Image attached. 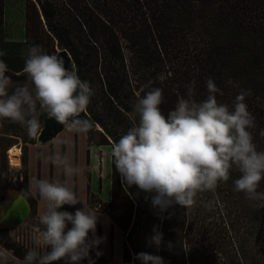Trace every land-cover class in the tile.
<instances>
[{"label":"trees","instance_id":"obj_1","mask_svg":"<svg viewBox=\"0 0 264 264\" xmlns=\"http://www.w3.org/2000/svg\"><path fill=\"white\" fill-rule=\"evenodd\" d=\"M2 14L0 0V28ZM25 22L28 47L57 55L89 82L94 95L81 114L94 122L89 143L113 148L138 123L129 114L152 88L162 89L160 107L167 116L193 81L194 99H206L211 78L223 92L217 93L218 102L230 107L241 90L249 93L245 103L256 125L249 131L257 150L264 151V0H25ZM26 58V53L0 57L7 75L21 81L27 79ZM18 124H0V133L14 136ZM40 124L37 140L42 143L66 129L44 114ZM9 149L3 142L0 200L9 189ZM22 150V180L15 183L29 198ZM239 177L234 167L227 182L214 192L198 193L191 208L175 205L161 213L150 194L124 185L111 154L110 201L96 206L121 232L126 264H141L135 257L142 252L162 257L164 264H264V208L234 190ZM257 191L264 192V179ZM154 228L163 235L159 248L148 243ZM12 231L0 229V247L22 261L28 250Z\"/></svg>","mask_w":264,"mask_h":264},{"label":"clouds","instance_id":"obj_2","mask_svg":"<svg viewBox=\"0 0 264 264\" xmlns=\"http://www.w3.org/2000/svg\"><path fill=\"white\" fill-rule=\"evenodd\" d=\"M5 55L0 50V57ZM26 55L23 72L27 79L23 83L14 84L7 75V64L0 59V121L19 123L31 132L41 126L44 114L71 131L91 130L94 122L81 117L94 95L89 82L82 81L74 69H67L62 58L44 53L39 46H29ZM194 85L195 81L186 98L180 97L167 116L161 111L160 88L147 91L134 104L129 115L138 117V123L114 143L111 153L122 182L150 194L152 206L163 213L175 205L191 208L198 193L214 192L230 179L235 167L240 177L234 181V190L261 202L258 207L264 208V192L257 191L264 179V151L257 150L249 131L256 127L245 103L249 93L241 90L230 107L218 102L217 93L223 92L213 79L207 80L208 95L202 101L194 99ZM12 88L15 91L10 95ZM260 135L264 136V130ZM52 163L65 176L79 172L67 157L57 156ZM35 188L45 206L39 217L43 228H34L33 248L21 264H80L88 259L90 251L103 242L95 236L98 216L84 209L74 214L59 211L64 205L80 204L65 183L36 180ZM153 232L149 246L159 248L163 235L155 228ZM135 258L141 264H164L162 257L148 253Z\"/></svg>","mask_w":264,"mask_h":264},{"label":"crops","instance_id":"obj_3","mask_svg":"<svg viewBox=\"0 0 264 264\" xmlns=\"http://www.w3.org/2000/svg\"><path fill=\"white\" fill-rule=\"evenodd\" d=\"M80 134L79 140H77L78 132L71 131L67 128V130L65 129L49 142L42 143L36 139L31 144H15L16 142L13 144L8 143L10 142L9 140H13V137L0 133V165L1 154L3 153V142L5 143V146L8 143V149L11 146L18 147L20 155L17 158L19 159L20 165L18 167H11V165H9L7 155L6 162L9 165V171L11 172V176H13V181H21L22 149H24L26 155L27 191L29 194L28 199H30V201L34 204L38 220L40 215L45 211V206L35 188L36 180H48L49 182L65 183L76 193L78 199L80 197H84L85 195L86 206H84L83 209L85 211H93L98 216V223L101 226L103 237V244H100H102L103 247L104 241L106 242L107 237L111 232L120 231L116 226L112 225L111 221L105 214L98 212L97 206L91 207L89 205L88 193L96 195L100 191L99 195L101 197V201L104 203H108L110 201L112 148L110 146H97L93 143H89L88 132ZM70 153L73 156V158H71L73 161V167L79 169V172L73 176L74 187L72 186V183L68 181V176L64 175L63 169L52 163L53 158L57 156L61 158H68ZM5 154H7V152H5ZM76 210H78L76 205H64L61 209H59V211H67L72 214H74ZM69 226H71V224H69L68 227ZM89 238H92L91 233L89 234ZM98 247L100 249V245ZM95 248H93L91 252L95 250Z\"/></svg>","mask_w":264,"mask_h":264},{"label":"rangeland","instance_id":"obj_4","mask_svg":"<svg viewBox=\"0 0 264 264\" xmlns=\"http://www.w3.org/2000/svg\"><path fill=\"white\" fill-rule=\"evenodd\" d=\"M2 16H3L2 26L0 28V50L4 51L7 56L16 55L18 53H26V49L28 48L27 45L28 43H25L26 42L25 40H27L25 36V23H26L25 0H3ZM18 43H23L26 47L18 48L17 47ZM13 81H18L23 83V81H21L19 78H17V80L14 79ZM95 130H97V128ZM39 132H40V127L38 129H34L31 132H29L26 126L20 125L18 128L15 129L14 136H11L13 137L12 138L13 140H9L10 142L8 143L14 144L16 142L15 144H21L24 140L34 141L37 139ZM6 133H11V132L7 131ZM80 135L81 134L78 133L77 140H79ZM6 136H10V135H6ZM97 139H98V135H96V132H92L91 140L93 142H96ZM6 155L7 158L9 159L8 154ZM71 158H73V156L70 153L67 159L73 166V161ZM6 165L9 169V165H11L10 160H9V165L7 162ZM73 176L70 177L68 176V181H70L72 183V186L74 187ZM7 185L9 186V189H7L3 193V196L7 192H19L17 191V188L19 187H17L16 183L13 181V176H11L10 171L8 172ZM79 201L80 204H77L76 207L77 209H83L84 206H86L85 195L84 197H80ZM88 201L91 207L96 206V204L101 205V203H104L101 201V197L99 193L96 195L93 194L88 195ZM30 204L32 209L28 220L21 228L12 231V235L16 239V241L19 244L26 247L28 251L33 248L32 237L34 235V228L36 227L43 228V226L40 225V223L38 222L35 213H33L34 207L32 201H30ZM98 207L99 206H97V208ZM99 211L100 209H98V212ZM68 228L70 229L71 226H69ZM96 237L103 238L101 226L99 223L97 225ZM102 244H100V249L99 247H96L95 250H93L92 252L90 251V253H93L96 256H97V252L101 253V255L97 256L100 260H96L89 253V258L82 260L80 264H90V261L92 262V264H126L123 261L122 237L120 232L118 231H115L113 233L111 232L108 235L106 242L104 241L103 247ZM0 264H21V261L14 258L8 251L0 247ZM59 264H64V262L61 261L59 262Z\"/></svg>","mask_w":264,"mask_h":264},{"label":"water","instance_id":"obj_5","mask_svg":"<svg viewBox=\"0 0 264 264\" xmlns=\"http://www.w3.org/2000/svg\"><path fill=\"white\" fill-rule=\"evenodd\" d=\"M22 83L14 81V84ZM15 88L9 90L11 95ZM0 124H13L9 120L0 121ZM29 199L19 192H7L0 200V229L16 230L21 228L31 213Z\"/></svg>","mask_w":264,"mask_h":264},{"label":"bare ground","instance_id":"obj_6","mask_svg":"<svg viewBox=\"0 0 264 264\" xmlns=\"http://www.w3.org/2000/svg\"><path fill=\"white\" fill-rule=\"evenodd\" d=\"M7 154H8L11 166L18 167L20 165L19 159L17 158L20 155L19 148L13 146L7 151Z\"/></svg>","mask_w":264,"mask_h":264}]
</instances>
